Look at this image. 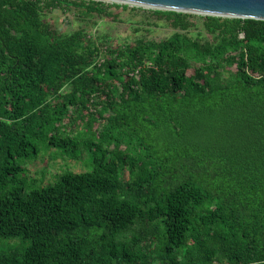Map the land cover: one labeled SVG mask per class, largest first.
<instances>
[{
	"label": "trees",
	"instance_id": "trees-1",
	"mask_svg": "<svg viewBox=\"0 0 264 264\" xmlns=\"http://www.w3.org/2000/svg\"><path fill=\"white\" fill-rule=\"evenodd\" d=\"M71 8L112 17L0 0V241L31 244L0 264H264V21L158 10L178 32L114 47ZM42 156L85 171L37 185Z\"/></svg>",
	"mask_w": 264,
	"mask_h": 264
},
{
	"label": "rangeland",
	"instance_id": "rangeland-1",
	"mask_svg": "<svg viewBox=\"0 0 264 264\" xmlns=\"http://www.w3.org/2000/svg\"><path fill=\"white\" fill-rule=\"evenodd\" d=\"M83 1L105 3L109 7L108 12L112 14V17L87 16L81 14L75 8H71L66 11L56 9L47 14L45 19L53 29L60 33L69 35L84 29L98 43H109L114 47L125 46L129 43L134 44L141 39L160 41L170 38L178 32L166 20L159 19L154 14L155 11H158L155 9L101 0ZM125 6H128V8H125ZM189 15L192 16L191 21L196 24L190 34L193 37L199 36L205 39H212L204 27L205 17L207 16L199 14ZM27 169L30 178L36 181L37 185L55 183L56 175L62 174L67 170L75 172L85 171L82 162H76L68 158L50 161L49 157L44 156L37 161L31 162ZM126 178H129L128 172H126ZM30 245V243L23 244L21 239L1 240L0 252H5L12 248L27 249Z\"/></svg>",
	"mask_w": 264,
	"mask_h": 264
},
{
	"label": "water",
	"instance_id": "water-1",
	"mask_svg": "<svg viewBox=\"0 0 264 264\" xmlns=\"http://www.w3.org/2000/svg\"><path fill=\"white\" fill-rule=\"evenodd\" d=\"M159 11L264 21V0H101Z\"/></svg>",
	"mask_w": 264,
	"mask_h": 264
}]
</instances>
